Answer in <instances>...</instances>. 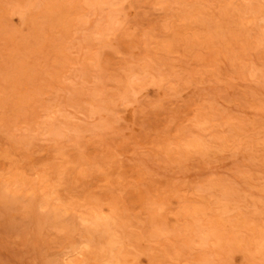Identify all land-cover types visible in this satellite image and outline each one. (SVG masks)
<instances>
[{
	"label": "rangeland",
	"instance_id": "374dc122",
	"mask_svg": "<svg viewBox=\"0 0 264 264\" xmlns=\"http://www.w3.org/2000/svg\"><path fill=\"white\" fill-rule=\"evenodd\" d=\"M0 264H264V0H0Z\"/></svg>",
	"mask_w": 264,
	"mask_h": 264
},
{
	"label": "bare ground",
	"instance_id": "6f19581e",
	"mask_svg": "<svg viewBox=\"0 0 264 264\" xmlns=\"http://www.w3.org/2000/svg\"><path fill=\"white\" fill-rule=\"evenodd\" d=\"M110 252H112V251H110Z\"/></svg>",
	"mask_w": 264,
	"mask_h": 264
}]
</instances>
